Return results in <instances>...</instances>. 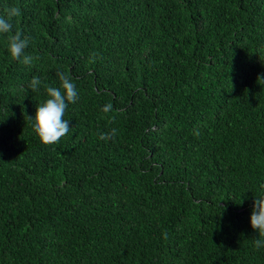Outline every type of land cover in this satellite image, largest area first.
<instances>
[{
    "label": "trees",
    "instance_id": "1",
    "mask_svg": "<svg viewBox=\"0 0 264 264\" xmlns=\"http://www.w3.org/2000/svg\"><path fill=\"white\" fill-rule=\"evenodd\" d=\"M12 6L39 59L0 35V264H264V0ZM57 72L79 100L44 145L28 117Z\"/></svg>",
    "mask_w": 264,
    "mask_h": 264
},
{
    "label": "clouds",
    "instance_id": "2",
    "mask_svg": "<svg viewBox=\"0 0 264 264\" xmlns=\"http://www.w3.org/2000/svg\"><path fill=\"white\" fill-rule=\"evenodd\" d=\"M21 14V9L18 6L5 8L3 14H0V35L7 36L10 56L24 65L31 66L33 61L38 60L39 57L26 54L28 39L23 37L21 31H13V21ZM96 58V54L93 53L89 62L95 63ZM56 75L59 79V87L44 85L48 99L43 104L37 105L34 117H28L30 121L34 120V132L44 145H54L69 133L70 121L63 117L68 106L79 100V93L73 78L65 72H57ZM41 83V79L34 76L28 87L24 89L25 94L29 91H39ZM112 109L113 105L109 103L102 108V111L108 113ZM116 131V129H112L107 133H101L100 139L107 141L114 138ZM195 135H199L198 130L195 131ZM250 225L259 237L264 238V197L255 199L251 210ZM163 236L167 239V233H164ZM254 243L257 249L264 247V239H257Z\"/></svg>",
    "mask_w": 264,
    "mask_h": 264
}]
</instances>
